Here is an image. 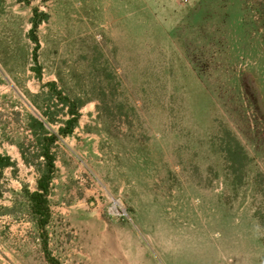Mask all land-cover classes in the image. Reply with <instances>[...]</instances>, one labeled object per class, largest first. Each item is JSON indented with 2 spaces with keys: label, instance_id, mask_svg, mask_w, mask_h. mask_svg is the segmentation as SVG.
I'll list each match as a JSON object with an SVG mask.
<instances>
[{
  "label": "rangeland",
  "instance_id": "1",
  "mask_svg": "<svg viewBox=\"0 0 264 264\" xmlns=\"http://www.w3.org/2000/svg\"><path fill=\"white\" fill-rule=\"evenodd\" d=\"M33 8L47 14L39 77ZM48 82L81 104L65 136L67 107L50 108L60 264H264V0H0V154L16 163L0 206L17 203L0 214V264H49L18 149ZM111 197L129 218L107 215Z\"/></svg>",
  "mask_w": 264,
  "mask_h": 264
},
{
  "label": "trees",
  "instance_id": "2",
  "mask_svg": "<svg viewBox=\"0 0 264 264\" xmlns=\"http://www.w3.org/2000/svg\"><path fill=\"white\" fill-rule=\"evenodd\" d=\"M25 1L28 2V0ZM46 17L47 14L39 11L37 8H33L30 17L28 37L34 43L33 61L35 65L32 70L37 77L40 76V67L36 58V50L39 46L36 30ZM45 87L47 89L41 92L45 101V104L39 108L41 116L35 117L29 115L27 117V127L32 138L18 143L20 157L23 163L26 165H32L38 172V177L35 180V189L29 191L27 187L23 185L21 194L25 197L24 210L27 211L30 221L33 223L37 231L36 238L39 240L44 259L49 264H60V262L52 256L48 250V232L46 230V226L50 220L48 193L53 179V173L55 171L54 147L58 141L57 134L59 136H65L72 133L77 123L79 116L78 110L81 104H76V102L70 100V98L64 95L60 90H57L55 82H48L45 84ZM55 100L56 103L67 107V118L62 122V125L58 127L57 134L51 131L48 127V125L55 121L50 112L51 103L55 105ZM236 145L238 149L242 151V148L237 142ZM234 152L236 153V150H234L233 153ZM15 167L16 163L9 155L0 154V177L3 175L6 168L13 169ZM18 206L20 207V204H18ZM16 207L17 203L14 199L10 207L0 206V214L8 213L13 215L16 211Z\"/></svg>",
  "mask_w": 264,
  "mask_h": 264
},
{
  "label": "built area",
  "instance_id": "3",
  "mask_svg": "<svg viewBox=\"0 0 264 264\" xmlns=\"http://www.w3.org/2000/svg\"><path fill=\"white\" fill-rule=\"evenodd\" d=\"M117 200L113 197L109 198L108 204L106 206V213L109 217L114 219H127L129 218L128 213L125 207L122 205L117 204Z\"/></svg>",
  "mask_w": 264,
  "mask_h": 264
},
{
  "label": "bare ground",
  "instance_id": "4",
  "mask_svg": "<svg viewBox=\"0 0 264 264\" xmlns=\"http://www.w3.org/2000/svg\"><path fill=\"white\" fill-rule=\"evenodd\" d=\"M117 204L121 205V202L119 200H117Z\"/></svg>",
  "mask_w": 264,
  "mask_h": 264
}]
</instances>
